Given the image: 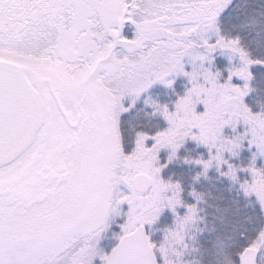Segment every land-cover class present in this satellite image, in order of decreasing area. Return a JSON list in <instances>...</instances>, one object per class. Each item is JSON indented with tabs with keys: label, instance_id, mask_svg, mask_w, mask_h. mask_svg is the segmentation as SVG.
I'll list each match as a JSON object with an SVG mask.
<instances>
[{
	"label": "snow or ice",
	"instance_id": "1",
	"mask_svg": "<svg viewBox=\"0 0 264 264\" xmlns=\"http://www.w3.org/2000/svg\"><path fill=\"white\" fill-rule=\"evenodd\" d=\"M0 264H264V0H0Z\"/></svg>",
	"mask_w": 264,
	"mask_h": 264
}]
</instances>
